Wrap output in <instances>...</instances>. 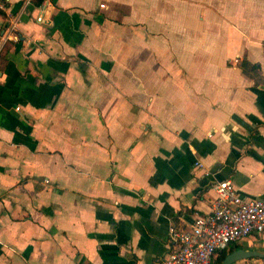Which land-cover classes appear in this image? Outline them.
Returning <instances> with one entry per match:
<instances>
[{"label":"crops","instance_id":"obj_1","mask_svg":"<svg viewBox=\"0 0 264 264\" xmlns=\"http://www.w3.org/2000/svg\"><path fill=\"white\" fill-rule=\"evenodd\" d=\"M6 1L0 264H161L217 180L264 194V0Z\"/></svg>","mask_w":264,"mask_h":264},{"label":"built area","instance_id":"obj_2","mask_svg":"<svg viewBox=\"0 0 264 264\" xmlns=\"http://www.w3.org/2000/svg\"><path fill=\"white\" fill-rule=\"evenodd\" d=\"M40 4L36 20L43 18L44 6ZM6 36L8 34L0 28V40H5ZM9 37L16 39L17 35ZM194 164L201 166L200 161ZM213 189L215 195L207 211L195 215L187 225L168 224L169 249L161 264H210L217 250L227 249L231 242L264 231V194L259 197L240 195L227 178L217 180Z\"/></svg>","mask_w":264,"mask_h":264},{"label":"trees","instance_id":"obj_3","mask_svg":"<svg viewBox=\"0 0 264 264\" xmlns=\"http://www.w3.org/2000/svg\"><path fill=\"white\" fill-rule=\"evenodd\" d=\"M30 1L34 5H39L42 2V0H30ZM6 5H7L6 0H0V18L1 19L5 16V12H4L3 8ZM239 66L242 68V71H245V68L248 66H249L248 68H250L249 70H251V71H255L256 68L258 67V65L256 63H248L245 60L240 61ZM227 252H229V250L225 249V248L217 250L212 257L210 264H220L222 258L225 256V254ZM261 264H264V261Z\"/></svg>","mask_w":264,"mask_h":264},{"label":"water","instance_id":"obj_4","mask_svg":"<svg viewBox=\"0 0 264 264\" xmlns=\"http://www.w3.org/2000/svg\"><path fill=\"white\" fill-rule=\"evenodd\" d=\"M253 256L262 257L264 256V253H261L256 249H244L241 247H237L227 252L225 256L222 258L220 264H232L240 259L249 258Z\"/></svg>","mask_w":264,"mask_h":264},{"label":"rangeland","instance_id":"obj_5","mask_svg":"<svg viewBox=\"0 0 264 264\" xmlns=\"http://www.w3.org/2000/svg\"><path fill=\"white\" fill-rule=\"evenodd\" d=\"M236 243H237V242H231V243H229L228 246H230V245L234 246ZM227 249H228V248H227ZM245 259H246V258H245Z\"/></svg>","mask_w":264,"mask_h":264}]
</instances>
